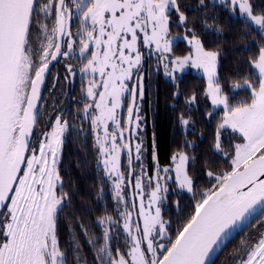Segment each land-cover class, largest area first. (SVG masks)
<instances>
[{"label":"snow or ice","instance_id":"6c2138e0","mask_svg":"<svg viewBox=\"0 0 264 264\" xmlns=\"http://www.w3.org/2000/svg\"><path fill=\"white\" fill-rule=\"evenodd\" d=\"M219 4L224 8L230 4L233 10L238 6L241 16L246 14L247 21L264 32V9L254 14L250 0H219ZM199 6H205V0H199ZM173 11L179 24L185 25L187 17L179 0H0V264H88L77 240L72 241L71 256L58 241L59 216L70 198L63 191L57 167L58 147L71 129L68 120L55 115L51 131L42 134L38 148L32 145L41 86L51 63L59 57L76 56L81 62L79 69L65 64V79H74L79 72L85 82L80 96L85 101L83 113H78L77 119L89 124L98 164L112 185L116 210L123 221V232L116 229V234L125 235L126 252L119 246L113 252L110 247V232L118 223L113 216L97 221L103 231L102 243L85 228L94 253L91 264H208L234 229L257 209L264 215V46L250 60L256 74L249 73L244 79L250 102L230 105L217 78L220 52L206 49L194 28H186L183 37L192 55L175 59L165 55L173 45L169 38ZM53 16L49 28L44 21ZM73 16L79 18L75 36L69 29ZM34 24L39 25V47L32 39ZM140 34L149 50L147 55L160 54L157 59L173 82L174 98L180 95L175 73L189 62L192 68L202 69L207 79L206 96L214 107L223 105L225 110L217 125L214 149L223 151L221 137L229 129L243 140L235 145L231 171L222 175L206 172L216 184L197 201L194 213L177 230L174 240L162 219L161 206L167 198L169 173L174 171L176 184L188 192H193L194 180L187 172L189 157L185 152L173 155L174 169L157 167L151 176L145 171L141 135L144 53L138 48ZM65 45L67 50H63ZM134 74L135 83L129 86ZM58 81L57 75L53 88ZM195 102L193 93L186 103ZM212 114L207 113L209 117ZM179 119L182 126L190 124L183 113ZM124 154L127 171L122 163ZM125 187L131 190L133 200L138 197L141 201L136 221L131 219L136 205L133 203L129 210ZM241 248L243 253L236 264H264V232L255 241L242 240Z\"/></svg>","mask_w":264,"mask_h":264},{"label":"trees","instance_id":"16d2710c","mask_svg":"<svg viewBox=\"0 0 264 264\" xmlns=\"http://www.w3.org/2000/svg\"><path fill=\"white\" fill-rule=\"evenodd\" d=\"M250 4L254 14H261L264 0H250ZM179 6L187 17L185 25L178 24V16L174 12L171 13L169 34L181 35L185 33L186 28H194L196 34L202 38L206 49L220 52L217 78L221 82L223 93L229 97L230 104L234 106L244 100L250 102V90L247 88L234 90V86L243 84L249 73L256 74L250 60L255 58L259 48L264 46V32L257 30L243 18L233 15L228 8L210 0H205L203 7L199 6V0H179ZM53 19L54 16L44 21L49 28L52 27ZM71 23L70 31L74 33L76 31L74 19ZM32 32L34 46L39 47L40 42L37 40L39 25L34 24ZM40 40H43L42 36ZM188 54L190 48L184 41L179 40L172 46L170 56L177 58ZM75 57L59 59L52 66L46 87L42 92L40 114L34 126L32 143L35 136L38 138L39 134L51 127V121L57 113L68 120L71 129L65 134L58 171L62 177L63 191L67 192L70 198L65 202L66 207L59 216L58 241L62 250L71 256L72 241L77 240L82 246L88 264H91L94 253L90 250L85 228L102 243V227L97 226V221L101 217L113 216L118 222L116 228L110 232L113 236L110 242L113 252L118 246L125 252L127 249L123 243L125 235L121 234L117 237L116 234V229L123 232L120 218L111 184L98 164L93 136L88 131L89 124L77 119V114L83 113L85 103L80 99L84 82L81 81L79 72L74 79L71 77L65 79L67 75L65 64L74 66L80 62ZM57 75L59 81L53 88L54 77ZM177 79L180 95L174 98L175 89L172 80L164 77L159 71L147 68L143 99V111L147 122L145 133L148 140L151 135L154 138L156 161L160 166H169L174 154L185 152L189 157L187 171L194 180V190L189 194L175 190V184L172 183L164 201L162 218L167 222L168 234L173 240L177 230L182 228L194 213L197 201L202 198L205 191L213 189V185L216 184L215 179L210 180L206 172L210 170L222 175L231 171L230 159L236 143L242 140L238 133L226 130L221 137L223 151L217 152L214 149V138L222 117L221 113L211 111L209 100L205 95L204 78L189 71L178 76ZM193 93L196 94V102L188 105L186 100ZM129 95L125 101V113ZM210 111L213 114L209 117L207 113ZM181 113L190 120L188 126H182L179 119ZM225 153L228 158L225 157ZM122 163L127 171L126 154L123 155ZM149 164H152L151 161ZM128 206L130 208L129 201ZM261 232H264V215L260 212L234 233L210 264H233L242 256V240L255 241L259 239Z\"/></svg>","mask_w":264,"mask_h":264},{"label":"rangeland","instance_id":"374dc122","mask_svg":"<svg viewBox=\"0 0 264 264\" xmlns=\"http://www.w3.org/2000/svg\"><path fill=\"white\" fill-rule=\"evenodd\" d=\"M210 1L219 4V0H210ZM226 8H228V9L231 11V13H232L233 15H235V16H239L240 18H243L244 20L247 21V19H246V14H245L244 16H241V14L239 13L238 6H236L235 10H233V7H232L230 4H229ZM173 12H174V11H173ZM173 12H172V13H173ZM174 13H175V12H174ZM175 14H176V13H175ZM73 19H74V23H75V24H78V28H77V30H76L74 33H72L73 36H75V35L77 34V32L79 31V18L76 17V16H73ZM171 19H172V17H171ZM177 22H178V24H179V18L177 19ZM70 25H71V21L69 22V27H70ZM252 26H253V25H252ZM253 27H255L257 30H259L257 26H253ZM71 29H72V28H71ZM259 31H260V30H259ZM184 35H185V33H184V34H181V35H175V36H172V35L169 34V38L173 40V45L175 44L176 41H179V40L184 41V42L188 45V47L190 48V54H188V55H192L193 53H192L191 46L187 43V41H185V40L183 39ZM189 35H190V34H189ZM128 38L130 39L131 37L129 36ZM173 45H172V46H173ZM172 46H171V47H172ZM75 47H76L77 50H78V48H79V41H78V39H77V41H76ZM138 48H139V50L141 51V53H144V55L142 56V64H141V68H142V71H143V83H144V77H145V73H146V69H147V68L154 69L155 71H159V72L162 73V75H163L164 77H166V76H165L164 66H163V64L157 59V57H158L160 54H159V53H154V54L151 55V56L147 55V53H148L149 50H148L147 48L144 47V44H143V34H140V38H139V40H138ZM153 48H154V45H153ZM63 50H67V49H66V45H65V47H64ZM170 53H171V52H170ZM170 53H166L165 55H167L170 59H175V58H173V57L170 56ZM75 58H78V57H75ZM63 59H64V57H61L60 60H63ZM79 61H80V60H79ZM81 66H82V65H81V62H79V63L77 62L76 65H74L73 67L76 68V69H79ZM170 67H171V66H170ZM217 67H218V62H217ZM253 70H254V69H253ZM189 71H191V72H193L194 74H197V75H199V76H202V77L204 78V80H205L206 87H207V79H206V77L204 76L202 69L192 68V67L190 66V62H189L188 65H186V66L184 67L183 70H178V71L175 73V75H176V77H178V76L182 75L183 73H186V72H189ZM134 72H135V70H134ZM254 72H256V70H254ZM166 78H168V77H166ZM168 79H170V78H168ZM170 80H171V79H170ZM84 83H85V82H84ZM132 83H135V74H134V76H133V79L129 82V86H131ZM239 85H241V87H239V88H235V87H234V90H238V89H241V88H246V87L244 86V83H243V84H239ZM83 87H84V85H83ZM81 89H82V88H81ZM205 89H206V88H205ZM80 95H81V91H80ZM144 95H145V93H144ZM205 95H206V94H205ZM129 96H130V95H129ZM207 98H208V97H207ZM208 100H209V103H210L211 111H212L213 113H221V117H222V118H221V121H222V120H223V117H224V111H225L223 105H219V106H215V107H214V106L212 105L211 99L208 98ZM229 103H230V100H229ZM230 105H231V104H230ZM57 114L61 115L60 113H57ZM57 114H56V115H57ZM141 115H142V117H143V120H142V123H143V132H142L141 135H142L143 142H144V152H143L142 159H143L144 168H145V171H146L147 175H148V176H151V175L154 173V171L156 170L157 167H159V169H161V170H162L163 168H165V167L170 168V169H174V168H175V163H176V162H174L172 159H171V164H170L169 166H160L159 164H157L156 159L154 160V154H155V157H156L155 141H154V138H153L152 135H151V137H150V140H148V139H147V134L145 133L147 122H146V120H145V117H146L145 112L143 111V101H142V104H141ZM54 118H55V116L53 117L52 121L54 120ZM229 130H230V129H229ZM50 131H51V127H50L49 129H47L46 131L42 132L41 134H39V135H38V138H36V136H35V139H34L32 145L38 148V146H39V140L42 138V134L45 133V132H50ZM238 135H239V134H238ZM239 136H240V135H239ZM240 137H241V136H240ZM241 138H242V137H241ZM242 142H243V140L238 141L237 143H242ZM237 143H236V144H237ZM134 147H135V145L133 144V148H134ZM61 149H62V146H59V147H58V153H57V155H58V165H59V162H60V159H61ZM234 151H235V148H234ZM133 155H135L134 152H133ZM174 155H175V154H174ZM233 155H234V152H233ZM172 157H173V156H172ZM122 159H123V155H122ZM150 161H151V163H152L151 165L149 164ZM230 162H231V159H230ZM187 163H188V162H187ZM231 164H232V162H231ZM58 165H57V167H58ZM99 166H100V168L102 169V166H101V165H99ZM186 168H187V164H186ZM187 172H188V171H187ZM104 174H105V173H104ZM161 174H163V173H161ZM169 175H170L171 179H169L168 182H167L168 192H169L170 189H171V187H170L171 184L174 183V184H175V190L180 191V192H184V193H187V194L191 193V192H188L186 189H180V188L178 187V185L176 184V181H175V172H174V171H172L171 173H169ZM110 184H111V183H110ZM145 185H147V179H145ZM111 187H112V185H111ZM112 191H113V190H112ZM124 194H125V196L127 197L128 201H129V204H130V208H129V206H128V208H129V210H131L130 192H129V189H128L127 187L124 188ZM134 203H135V205H136V218H135L134 213H133L131 219L135 221V220H138L137 212H138V210H139V205H140L141 201H140V199L137 197V198H135ZM144 203H145V205L147 204V200H146V199L144 200ZM161 206H162V210H163L164 202H162ZM120 207H121V209H123V205H121ZM154 211H155V209L153 208V209H152V212L154 213ZM162 219H163V218H162ZM139 222H140L141 225H142V221H139ZM122 224H123V221L120 220V227H121V229H122ZM122 231H123V229H122ZM233 264H236V262H234Z\"/></svg>","mask_w":264,"mask_h":264},{"label":"water","instance_id":"95a60500","mask_svg":"<svg viewBox=\"0 0 264 264\" xmlns=\"http://www.w3.org/2000/svg\"><path fill=\"white\" fill-rule=\"evenodd\" d=\"M60 58H61V57L58 58V61H59ZM56 62H57V61H53V62L51 63V65H50V69H49V72H50L52 66H53ZM49 72H48V75H49ZM48 75H47V80H48ZM47 80H46L45 83L41 86V95H42V92L44 91V89H45V87H46ZM129 102H130V96H129ZM34 126H35V125H34ZM241 170H242V169H241ZM262 178H264V177H262ZM129 192H130V202H131V207H132V205H133V203H134V200H133V197H132V194H131V190H130V189H129ZM260 212H261L260 209H257L256 213H255L252 217H250L249 220H251L254 216H256L257 214H259ZM133 213H134V216H135V218H136V211L133 212ZM249 220H248V221H249ZM135 221H136V220H135ZM248 221H246L243 225H241V226L237 227L236 229H234V230L231 232V234L228 236V238L226 239L225 244H226L227 241H228V240L234 235V233H235L236 231H238L241 227H243ZM225 244H224V245H225ZM224 245H222L221 248H222ZM217 254H218V253L213 254L212 258L208 261V264H210V262L213 260V258H214Z\"/></svg>","mask_w":264,"mask_h":264},{"label":"flooded vegetation","instance_id":"af4514ba","mask_svg":"<svg viewBox=\"0 0 264 264\" xmlns=\"http://www.w3.org/2000/svg\"><path fill=\"white\" fill-rule=\"evenodd\" d=\"M72 24V23H71ZM71 28V25H70V27H69V29ZM77 28H78V24H76V27H75V30H77ZM61 59V58H60ZM78 102L80 101V100H77Z\"/></svg>","mask_w":264,"mask_h":264}]
</instances>
